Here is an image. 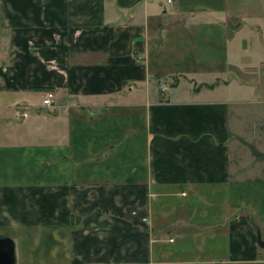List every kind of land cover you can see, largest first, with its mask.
I'll list each match as a JSON object with an SVG mask.
<instances>
[{"label": "crops", "instance_id": "crops-1", "mask_svg": "<svg viewBox=\"0 0 264 264\" xmlns=\"http://www.w3.org/2000/svg\"><path fill=\"white\" fill-rule=\"evenodd\" d=\"M0 234L15 264H264V0H0Z\"/></svg>", "mask_w": 264, "mask_h": 264}, {"label": "water", "instance_id": "water-1", "mask_svg": "<svg viewBox=\"0 0 264 264\" xmlns=\"http://www.w3.org/2000/svg\"><path fill=\"white\" fill-rule=\"evenodd\" d=\"M263 244V243H262ZM16 253L13 239L5 234H0V264H15Z\"/></svg>", "mask_w": 264, "mask_h": 264}, {"label": "built area", "instance_id": "built-area-1", "mask_svg": "<svg viewBox=\"0 0 264 264\" xmlns=\"http://www.w3.org/2000/svg\"><path fill=\"white\" fill-rule=\"evenodd\" d=\"M54 101V93L49 91L46 93L45 98L43 100L45 105H52Z\"/></svg>", "mask_w": 264, "mask_h": 264}, {"label": "rangeland", "instance_id": "rangeland-1", "mask_svg": "<svg viewBox=\"0 0 264 264\" xmlns=\"http://www.w3.org/2000/svg\"><path fill=\"white\" fill-rule=\"evenodd\" d=\"M171 83H174V79L171 80Z\"/></svg>", "mask_w": 264, "mask_h": 264}]
</instances>
